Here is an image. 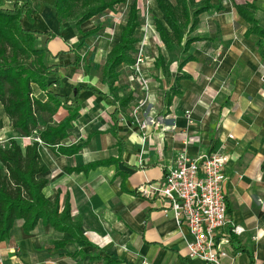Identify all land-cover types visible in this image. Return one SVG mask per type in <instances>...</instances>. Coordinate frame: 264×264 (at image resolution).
<instances>
[{
	"label": "crops",
	"instance_id": "obj_1",
	"mask_svg": "<svg viewBox=\"0 0 264 264\" xmlns=\"http://www.w3.org/2000/svg\"><path fill=\"white\" fill-rule=\"evenodd\" d=\"M53 1L29 0L35 14L30 20L23 17L20 25L38 34L35 44L43 41L45 60L57 67L59 83L50 91L78 108L60 146H81V150L73 156H53L38 140L42 171L37 178L47 180L42 191L47 200L57 202L60 210L69 205L71 218L81 221L82 235L90 245L81 247L68 234L40 221L25 235L22 221L17 220L8 239L0 242L4 264H104L90 255L117 264H204L188 257L185 229L177 225L164 201L139 195L141 186L159 181L181 152L192 158L209 152L228 156L222 192L231 224L218 235V242L228 249L221 264H264V50L259 53L257 35H246L249 25L236 10L254 5L255 10L248 11L264 30V0H210L222 10L198 15L183 43L199 40L185 54L182 48L175 49V60L165 74L153 65L161 53L168 67L169 55L154 34L152 19V29L146 27L152 55L142 50L147 60L140 66L147 82L141 86L131 80L128 65H121L116 69L114 93L102 82L108 52L100 57L88 51L87 39L78 47L81 36L74 22L59 23ZM14 2L5 0V8L11 9ZM154 18L161 19L156 5ZM93 20L80 29H93ZM187 57L191 60L180 66ZM48 81L53 82L54 76ZM32 88L34 98L44 102V93ZM114 94L131 95L125 110L117 102L109 104ZM136 108L146 124L144 132L132 117ZM67 116L60 107L51 121L57 124ZM0 119L1 147L14 139L24 150L34 141L12 131L1 107ZM43 126L41 120L39 128ZM93 163L103 164L74 171ZM232 228L238 234L231 233ZM76 251L80 254L73 256Z\"/></svg>",
	"mask_w": 264,
	"mask_h": 264
},
{
	"label": "trees",
	"instance_id": "obj_2",
	"mask_svg": "<svg viewBox=\"0 0 264 264\" xmlns=\"http://www.w3.org/2000/svg\"><path fill=\"white\" fill-rule=\"evenodd\" d=\"M126 0H54L53 10L59 23L63 21L74 22L83 45L85 39L97 35L102 29L96 24L93 29L83 32L81 24L93 18L113 12L124 4ZM156 8L161 13V19L153 18V30L157 34L169 57H175V49L182 48L185 54L191 43L199 40L191 38L184 41L185 34L192 32L197 24L199 14L213 10L219 12L221 5L212 6L210 0L195 3L194 0H155ZM5 0H0V107L9 121V126L18 137H34L44 144L53 156H73L81 146H60V142L67 137V130L71 122L78 115L77 106L66 105L61 96L50 91L51 86L57 85V67L45 63V48H35V32L25 31L21 28L20 20L26 17L30 20L35 14L29 0H15L11 9L5 8ZM247 8V9H246ZM192 10V11H191ZM237 13L249 25L246 35L255 34L261 39L257 42L260 54H263L264 30L257 23L253 13L254 5L237 6ZM139 10L136 0L128 5L124 25L118 35L117 43L108 51L102 69V82L106 83L109 91L114 93V83L118 78L116 69L121 65L131 66L132 57L137 39L135 31L139 27ZM48 36H51L50 34ZM187 57L184 63L190 61ZM155 69H165L164 58L161 53L153 61ZM54 76L49 82L48 77ZM32 86H36L44 93L46 100L41 102L35 99ZM114 105L125 110L131 100V95L122 98L113 95ZM62 107L68 111V116L61 122L54 124L51 117ZM115 109V108H114ZM117 108L115 109V111ZM41 117V119H40ZM41 120L44 126L40 127ZM2 120L0 119V130ZM38 141L21 150L14 139L8 140L6 147L0 146V242L8 239L13 223L22 221L21 229L29 235L40 221L56 232L71 236L73 242L82 246L90 245L81 232V221L73 220L69 205L66 203L60 210L57 202L51 203L43 195L47 180L37 178L42 168L39 165L37 151ZM119 152H120V146ZM103 163H93L74 171H89ZM76 251L73 256L79 255ZM91 260H99L104 264H117L108 258L90 255Z\"/></svg>",
	"mask_w": 264,
	"mask_h": 264
},
{
	"label": "built area",
	"instance_id": "obj_3",
	"mask_svg": "<svg viewBox=\"0 0 264 264\" xmlns=\"http://www.w3.org/2000/svg\"><path fill=\"white\" fill-rule=\"evenodd\" d=\"M146 60L141 46L136 47L134 63L128 66L131 80L141 86L148 80L140 70ZM144 103L140 102L138 107ZM139 113L136 108L132 117L139 131L144 132L146 124L139 120ZM228 159L219 152L194 158L181 152L174 163L164 169L159 181H146L139 190L142 198L164 201L177 225L185 229L183 240L188 257L204 264H221L228 256V249L218 242L219 233L231 224L222 192V185L227 180L225 166ZM230 232L238 234V229L232 228ZM0 264H4L1 253Z\"/></svg>",
	"mask_w": 264,
	"mask_h": 264
},
{
	"label": "rangeland",
	"instance_id": "obj_4",
	"mask_svg": "<svg viewBox=\"0 0 264 264\" xmlns=\"http://www.w3.org/2000/svg\"><path fill=\"white\" fill-rule=\"evenodd\" d=\"M131 1L132 0H126L124 4L117 6L113 12H109L102 15L101 17L94 18L93 26H95L96 24H101L102 30L97 35L92 36L86 40L88 51L95 52L96 55L98 54L100 57H103L116 44L120 29L124 25V21L128 11V5ZM136 3L139 7V27L135 32V38L137 39V44L141 46L142 50L145 51L147 55L151 56L152 54H150L149 48L151 47L153 49L154 46L153 44H148V40H150V38L146 32V27L148 25L152 29V19L154 18L156 5L155 0H136ZM149 33L152 34L150 30ZM42 43L43 41H41L40 46L39 44H35L34 47L41 49L43 48ZM134 55L135 48L132 57ZM148 59L149 62L153 60V58ZM174 60L175 57H169V60L167 61L168 67H165L166 69H164L165 71H163L164 74L165 72H168L169 66L174 62ZM45 63H47L46 60ZM148 64L149 66H151L150 63ZM3 145L2 147H6L8 145V141L6 140Z\"/></svg>",
	"mask_w": 264,
	"mask_h": 264
}]
</instances>
